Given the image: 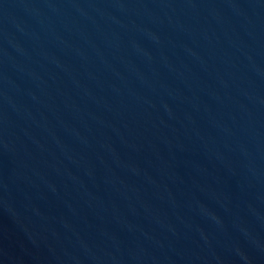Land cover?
<instances>
[{
  "label": "water",
  "instance_id": "1",
  "mask_svg": "<svg viewBox=\"0 0 264 264\" xmlns=\"http://www.w3.org/2000/svg\"><path fill=\"white\" fill-rule=\"evenodd\" d=\"M0 264H264V0H0Z\"/></svg>",
  "mask_w": 264,
  "mask_h": 264
}]
</instances>
